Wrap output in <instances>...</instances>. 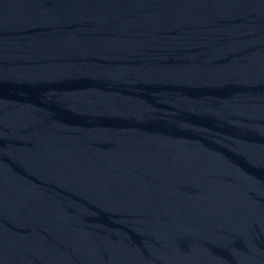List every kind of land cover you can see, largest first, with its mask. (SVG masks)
Masks as SVG:
<instances>
[{
  "label": "water",
  "instance_id": "obj_1",
  "mask_svg": "<svg viewBox=\"0 0 264 264\" xmlns=\"http://www.w3.org/2000/svg\"><path fill=\"white\" fill-rule=\"evenodd\" d=\"M0 264H264V0H0Z\"/></svg>",
  "mask_w": 264,
  "mask_h": 264
}]
</instances>
